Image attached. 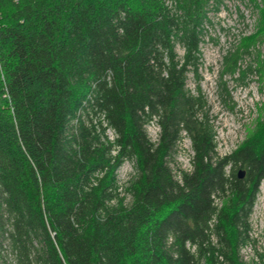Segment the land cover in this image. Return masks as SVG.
Masks as SVG:
<instances>
[{
	"label": "trees",
	"instance_id": "obj_1",
	"mask_svg": "<svg viewBox=\"0 0 264 264\" xmlns=\"http://www.w3.org/2000/svg\"><path fill=\"white\" fill-rule=\"evenodd\" d=\"M223 5L0 0V264H264L251 220L264 120L220 153L201 86V45ZM261 44L264 29L234 66L249 56L258 73Z\"/></svg>",
	"mask_w": 264,
	"mask_h": 264
},
{
	"label": "rangeland",
	"instance_id": "obj_2",
	"mask_svg": "<svg viewBox=\"0 0 264 264\" xmlns=\"http://www.w3.org/2000/svg\"><path fill=\"white\" fill-rule=\"evenodd\" d=\"M263 8V3L254 7L250 0H224L217 13L211 12L212 24L207 25L201 45V86L208 99L218 149L222 154L235 149L264 120V54L260 57L263 65H259L258 73L244 69L250 63L257 65L249 56L242 57L238 66L233 63L242 47L264 29ZM260 48L264 52V44ZM178 51L183 54L181 46H178ZM188 86L196 91L193 73L189 75ZM148 131L152 139L157 140L159 128L150 124ZM192 153L190 140L185 138L178 154L179 164L183 168H191ZM133 172V163L126 161L118 171L121 183L124 184ZM251 220L252 236L258 241V250L264 252V181ZM242 253L246 259H250L256 254L255 247L249 244Z\"/></svg>",
	"mask_w": 264,
	"mask_h": 264
},
{
	"label": "water",
	"instance_id": "obj_3",
	"mask_svg": "<svg viewBox=\"0 0 264 264\" xmlns=\"http://www.w3.org/2000/svg\"><path fill=\"white\" fill-rule=\"evenodd\" d=\"M244 173H245V172H244L243 170H240V172H239V177H240V178L244 177Z\"/></svg>",
	"mask_w": 264,
	"mask_h": 264
},
{
	"label": "built area",
	"instance_id": "obj_4",
	"mask_svg": "<svg viewBox=\"0 0 264 264\" xmlns=\"http://www.w3.org/2000/svg\"><path fill=\"white\" fill-rule=\"evenodd\" d=\"M111 135L113 136V133L111 132Z\"/></svg>",
	"mask_w": 264,
	"mask_h": 264
}]
</instances>
